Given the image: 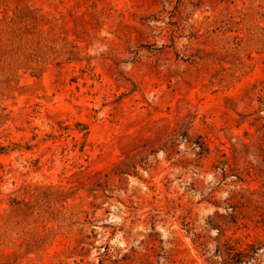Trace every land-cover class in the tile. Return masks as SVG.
<instances>
[{"label": "rangeland", "instance_id": "1", "mask_svg": "<svg viewBox=\"0 0 264 264\" xmlns=\"http://www.w3.org/2000/svg\"><path fill=\"white\" fill-rule=\"evenodd\" d=\"M0 264H264V0H0Z\"/></svg>", "mask_w": 264, "mask_h": 264}]
</instances>
